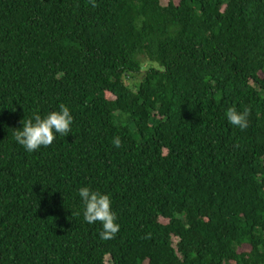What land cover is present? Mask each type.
Here are the masks:
<instances>
[{
    "label": "trees",
    "instance_id": "trees-1",
    "mask_svg": "<svg viewBox=\"0 0 264 264\" xmlns=\"http://www.w3.org/2000/svg\"><path fill=\"white\" fill-rule=\"evenodd\" d=\"M60 104L69 136L15 142ZM84 186L110 195L113 239ZM106 258L264 264V0H0V264Z\"/></svg>",
    "mask_w": 264,
    "mask_h": 264
},
{
    "label": "clouds",
    "instance_id": "clouds-1",
    "mask_svg": "<svg viewBox=\"0 0 264 264\" xmlns=\"http://www.w3.org/2000/svg\"><path fill=\"white\" fill-rule=\"evenodd\" d=\"M92 7H96V0H89ZM229 125L244 131L249 126V112L247 109L237 110L229 108L226 112ZM73 116L69 107L59 105L58 111L49 112L45 116L33 114L27 120L21 121V127L13 130L15 142L26 152L33 153L51 146L57 136L67 137L71 133ZM115 148H120L122 141L119 136L112 139ZM77 195L83 205V220L89 225L99 223L102 227L99 235L103 240H110L119 232L120 226L116 222L117 215L112 210L111 197L108 194L93 190L89 186L80 187Z\"/></svg>",
    "mask_w": 264,
    "mask_h": 264
},
{
    "label": "rangeland",
    "instance_id": "rangeland-1",
    "mask_svg": "<svg viewBox=\"0 0 264 264\" xmlns=\"http://www.w3.org/2000/svg\"><path fill=\"white\" fill-rule=\"evenodd\" d=\"M162 3L165 4L166 2L162 1ZM142 62H143V65H142V68H141L142 72H144V71H146L147 69H150V68H152V69H158L159 68V66L156 63H154V62H150L149 63L148 60L146 58H144V57L142 58ZM140 80H141V77H139V76H137L135 79H133V81L129 80L128 84L131 87V89L135 90V85H137L138 82H140ZM239 251H246V249L245 248H240ZM108 261H109V258H106V264L108 263Z\"/></svg>",
    "mask_w": 264,
    "mask_h": 264
}]
</instances>
